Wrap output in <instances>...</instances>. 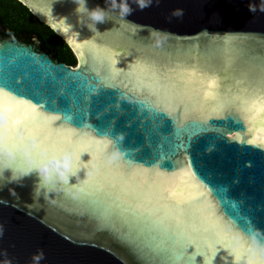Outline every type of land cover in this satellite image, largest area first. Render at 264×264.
<instances>
[{
    "label": "water",
    "instance_id": "obj_1",
    "mask_svg": "<svg viewBox=\"0 0 264 264\" xmlns=\"http://www.w3.org/2000/svg\"><path fill=\"white\" fill-rule=\"evenodd\" d=\"M17 1L50 27L76 58L75 66L67 65L33 44L0 35V84L11 88L15 95L44 104L45 110H62L68 106L67 90L60 76L74 78L80 72H90L91 61L86 68L87 53L82 56L78 45L104 34L118 53L115 60L119 70H126L140 55L139 52L133 55L126 45L129 37H135L137 44L150 50L149 54L171 52L174 60L198 73L215 75L235 61L240 67L239 79L247 81L249 74L253 79L260 78L258 68L249 65L247 58L264 59L261 0H151L150 6L143 10L128 0L133 11L127 16H121L104 0H87L86 8L79 0ZM250 4L257 11L250 12ZM97 5L105 8L106 16L92 31L87 26L94 22L87 10ZM177 10L183 14L173 15ZM121 28L128 30L123 42ZM188 49H192L190 56L186 55ZM205 51L210 53L207 59L201 55ZM36 57L60 68L37 62ZM221 83L235 86L234 80L224 81L222 77ZM115 84V87L99 88L91 95L86 92L77 95L73 109H83L86 113L84 123L77 126L87 125L93 131L108 130L113 138L122 135L123 140L116 143L125 161L150 167L162 152L169 151L170 145L164 137L171 139L174 116L161 123L154 114H164L150 111L139 90L132 91L119 80ZM46 100L50 103H44ZM58 114L63 116L64 112ZM255 128L257 135L264 136L259 131L264 128V117L255 121ZM239 129H245L242 122ZM237 134L238 129L233 128L227 139L211 132L194 135L188 158L197 162L198 174L213 189V202L218 204L222 215L233 214L226 208L225 200L236 205L239 215L248 222L245 231L250 233L254 228L264 230V149L239 143L231 137ZM89 159L88 153L81 154L85 163ZM7 174L0 178V228L3 229L0 261L36 264L33 258L42 252L38 264H163L162 257L149 255L131 233L125 234L123 227L109 224L95 212L80 207L79 197L49 192L34 173L16 182H10ZM84 175L81 169L80 178ZM69 183H77L76 177L70 176ZM214 264H234V258L218 256Z\"/></svg>",
    "mask_w": 264,
    "mask_h": 264
},
{
    "label": "snow or ice",
    "instance_id": "obj_2",
    "mask_svg": "<svg viewBox=\"0 0 264 264\" xmlns=\"http://www.w3.org/2000/svg\"><path fill=\"white\" fill-rule=\"evenodd\" d=\"M120 33L123 42L128 30L121 28ZM126 45L133 55L140 53L126 70L116 68L118 53L107 34L78 45L82 56L87 53L84 65L87 68L91 61V71L80 72L74 78L60 76L69 100L62 110H45L44 104L15 95L11 88L0 84V106L7 104L11 108L7 142L14 147L22 139L15 134L14 121L20 118L24 136L37 137L33 153L38 158L41 146L49 154L70 148L75 157L73 171L91 170L77 185L79 206L109 224L123 227L125 234L131 233L149 255L162 257L163 264H214L218 256L234 258V264H245L248 232L244 226L248 222L227 200L224 204L233 214L222 215L213 202V189L198 174L197 162L188 158V149L194 135L211 132L227 139L233 128L238 129L233 139L264 149V136L257 135L255 128V121L264 117V59L247 58L249 65L258 68L260 78L253 79L249 74L244 81L237 75L240 67L235 61L215 75H208L183 66L171 52L149 54L150 50L137 44L135 37H129ZM191 54L192 49H188L186 55ZM201 55L207 59L210 53ZM36 60L60 68L43 58ZM221 77L224 81L234 80L235 86H222ZM117 80L132 91L139 90L150 111L164 114H154L161 123L174 116L171 139L164 137L169 151L162 152L150 167L125 161L123 156L116 162L106 161L105 153L117 138L108 130L77 126L84 123L86 116L83 109H73L77 95L115 87ZM241 84L243 88L239 87ZM61 111L63 116L58 114ZM241 122L245 129H239ZM259 131L264 133V128ZM82 153L90 155L86 163L81 160ZM17 163L22 164L19 154ZM234 233L240 235V243L235 246ZM248 264H264V259L257 256Z\"/></svg>",
    "mask_w": 264,
    "mask_h": 264
},
{
    "label": "clouds",
    "instance_id": "obj_3",
    "mask_svg": "<svg viewBox=\"0 0 264 264\" xmlns=\"http://www.w3.org/2000/svg\"><path fill=\"white\" fill-rule=\"evenodd\" d=\"M105 4L111 9L119 12L121 16L130 15L133 9L130 7L128 0H104ZM138 7L143 8L150 6L151 0H133ZM79 3L86 8L87 0H79ZM89 19L94 23L88 25L90 30L95 31L97 23H103L105 21L106 10L104 7L97 5L95 8L88 9ZM249 11H257V7L249 5ZM259 11L264 12V0H261ZM183 13L177 10L173 15L181 16ZM159 44V41H157ZM11 108L4 104L0 106V178H5L10 182H16L23 177L36 174L39 178L40 185L45 187L49 192H63L71 198H76L79 193L77 187L80 182L79 171H73L74 168V154L70 148H65L58 153L49 154L48 150L41 146L39 148V158L34 155L33 149L37 145V137L35 135L24 136L23 128L21 127V119L17 118L14 123L16 124V136L22 138L15 146H10L7 142L9 113ZM117 140H123V136H117ZM19 159L22 164H18ZM123 153L120 150L119 145L114 142L111 145V149L106 151L105 160L108 162H116L120 160ZM85 176L91 171L88 168H83ZM70 176H75L77 183L70 184ZM3 235V229L0 228V236ZM247 252L248 256L245 257V264L248 261L259 257L264 259V230L254 228L247 234ZM240 235L234 233L233 244L239 245ZM6 255V253H5ZM43 258V253H38L34 256V261L38 264V261ZM0 264H11L10 260L0 261Z\"/></svg>",
    "mask_w": 264,
    "mask_h": 264
},
{
    "label": "trees",
    "instance_id": "obj_4",
    "mask_svg": "<svg viewBox=\"0 0 264 264\" xmlns=\"http://www.w3.org/2000/svg\"><path fill=\"white\" fill-rule=\"evenodd\" d=\"M0 25L14 37L30 41L38 38L45 50L55 52V57L60 62L76 65V58L67 44L19 1L0 0Z\"/></svg>",
    "mask_w": 264,
    "mask_h": 264
},
{
    "label": "flooded vegetation",
    "instance_id": "obj_5",
    "mask_svg": "<svg viewBox=\"0 0 264 264\" xmlns=\"http://www.w3.org/2000/svg\"><path fill=\"white\" fill-rule=\"evenodd\" d=\"M0 35H1V37H4V38H5V37H10V38H12V39H17V40H20V41L26 42V43H28V44H33V45H35L36 47H39L40 49H42L44 52L49 53L53 59H57V58L55 57V52L45 50L44 47H43V45L41 44V41H40L39 43H37V42H35V40L30 41V40H27V39H24V38H21V37H14V36L11 34V32L9 33L6 29H3V27H2L1 25H0ZM57 60H58V59H57ZM58 61H59V60H58ZM59 62H60V61H59Z\"/></svg>",
    "mask_w": 264,
    "mask_h": 264
},
{
    "label": "bare ground",
    "instance_id": "obj_6",
    "mask_svg": "<svg viewBox=\"0 0 264 264\" xmlns=\"http://www.w3.org/2000/svg\"><path fill=\"white\" fill-rule=\"evenodd\" d=\"M231 137H235V135H231Z\"/></svg>",
    "mask_w": 264,
    "mask_h": 264
}]
</instances>
